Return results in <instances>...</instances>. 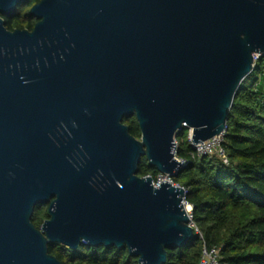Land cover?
<instances>
[{"label": "water", "instance_id": "95a60500", "mask_svg": "<svg viewBox=\"0 0 264 264\" xmlns=\"http://www.w3.org/2000/svg\"><path fill=\"white\" fill-rule=\"evenodd\" d=\"M30 14L33 30L0 16V264H62L49 244L82 242L165 264L194 238L186 190L139 164L178 176V131L224 134L264 54V0H41Z\"/></svg>", "mask_w": 264, "mask_h": 264}, {"label": "trees", "instance_id": "16d2710c", "mask_svg": "<svg viewBox=\"0 0 264 264\" xmlns=\"http://www.w3.org/2000/svg\"><path fill=\"white\" fill-rule=\"evenodd\" d=\"M40 1L19 3L11 14L3 16L6 28L33 30L38 19L30 10ZM123 123L133 136L141 138L135 115L125 117ZM223 137L227 163L217 155H195L188 128L176 134V156L189 164L172 181L185 188L197 230L191 242L167 250L165 264H200L205 252L213 251L221 264H264V55L241 83ZM138 175L156 179L160 172L144 156ZM48 206L35 207L32 222L37 228L50 218ZM49 253L62 264H140L126 247L85 242L76 250L50 243Z\"/></svg>", "mask_w": 264, "mask_h": 264}, {"label": "built area", "instance_id": "2783aa9c", "mask_svg": "<svg viewBox=\"0 0 264 264\" xmlns=\"http://www.w3.org/2000/svg\"><path fill=\"white\" fill-rule=\"evenodd\" d=\"M261 55H264V54H261ZM261 55H255V61L261 56ZM185 128H188L189 129V139H190V142H191V145L192 147L194 148L195 150V155H197L198 157H203V156H214V155H217L219 156L220 158H222L224 160L225 163L228 162V159H227V156H226V152L224 150V147H223V141H224V137L223 135L224 134H221V135H217L213 138H210L206 141H203V142H199V143H194L193 140H192V137H191V129L187 126H184ZM177 141H176V144H175V155L177 153ZM177 157V156H176ZM178 158V157H177ZM179 159V158H178ZM179 161H181V166L182 167H185L189 164V161L188 160H183V159H179ZM163 180H166L168 182H171L173 183L172 181V178L169 176V175H166V174H162L160 173V175L154 179L153 181V184L155 185V187L159 186L161 184V182ZM174 184V183H173ZM176 185V184H174ZM184 204L185 206L188 208V213H189V224L195 229V231L197 230V228L195 227V224L193 222V219H192V211H193V207L191 204H189V202L186 200V197H185V200H184ZM207 252H205L206 254ZM217 254V251H213L212 253H207L209 254V256H211V258H213V262L212 264H221L219 263L217 260H216V257L214 254ZM204 262V261H202ZM205 263V262H204Z\"/></svg>", "mask_w": 264, "mask_h": 264}, {"label": "rangeland", "instance_id": "374dc122", "mask_svg": "<svg viewBox=\"0 0 264 264\" xmlns=\"http://www.w3.org/2000/svg\"><path fill=\"white\" fill-rule=\"evenodd\" d=\"M203 261L205 262V264H212L213 258H211V256H209V254L206 253Z\"/></svg>", "mask_w": 264, "mask_h": 264}, {"label": "flooded vegetation", "instance_id": "af4514ba", "mask_svg": "<svg viewBox=\"0 0 264 264\" xmlns=\"http://www.w3.org/2000/svg\"><path fill=\"white\" fill-rule=\"evenodd\" d=\"M10 14H11V13H10ZM6 15H9V14H6ZM0 16L3 18L4 14H1V13H0ZM3 19H4V18H3ZM4 21H5V19H4Z\"/></svg>", "mask_w": 264, "mask_h": 264}]
</instances>
